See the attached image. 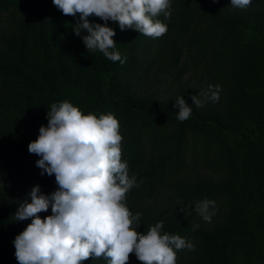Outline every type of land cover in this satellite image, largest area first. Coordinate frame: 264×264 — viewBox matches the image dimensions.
<instances>
[{"label": "trees", "instance_id": "16d2710c", "mask_svg": "<svg viewBox=\"0 0 264 264\" xmlns=\"http://www.w3.org/2000/svg\"><path fill=\"white\" fill-rule=\"evenodd\" d=\"M170 4V19L155 18L168 26L160 38L108 22L121 64L88 51L87 33L73 31L79 14L65 16L52 0H0V264H19L14 241L31 223L16 221L20 203L37 185L58 190L28 146L64 101L118 119L122 162L139 185L126 194L141 214L133 227L143 234L163 220L161 234L190 241L194 250L178 251L176 264H264V0L244 9L231 0ZM209 85L220 86L218 102L199 95L210 96ZM182 96L192 107L184 122ZM205 199L216 204L211 222L195 211ZM129 264L141 262L133 253Z\"/></svg>", "mask_w": 264, "mask_h": 264}, {"label": "clouds", "instance_id": "9594fccd", "mask_svg": "<svg viewBox=\"0 0 264 264\" xmlns=\"http://www.w3.org/2000/svg\"><path fill=\"white\" fill-rule=\"evenodd\" d=\"M65 16H77L74 33L89 52L99 50L112 62H126L116 50V32L109 21L118 22L121 31L133 29L141 35L160 38L168 26L159 19L171 18L170 0H52ZM253 0H231V6L244 9ZM95 16L104 24L90 23ZM219 85H209L210 99L218 102ZM199 96L191 99L201 107ZM177 119L186 121L192 107L185 98L175 101ZM47 126H41L38 138L28 146L40 157L36 162L41 175L55 176L58 190L50 196L40 186L29 193L31 202H21L16 221L31 218V223L14 241L19 264H83L90 258L104 257L108 264H129L135 254L141 264H176L177 252L194 250V245L179 235L161 234L164 221L150 226L143 234L133 227L140 220L127 207L126 194L138 187L130 177L127 162H122L120 123L111 113L83 114L68 101L53 103L47 113ZM51 207L52 215L39 213ZM215 201L202 200L195 211L206 222L215 214ZM198 227V225H196Z\"/></svg>", "mask_w": 264, "mask_h": 264}]
</instances>
